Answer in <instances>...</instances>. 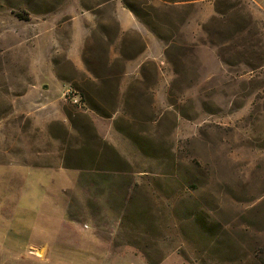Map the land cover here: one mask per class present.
<instances>
[{"label": "rangeland", "instance_id": "obj_1", "mask_svg": "<svg viewBox=\"0 0 264 264\" xmlns=\"http://www.w3.org/2000/svg\"><path fill=\"white\" fill-rule=\"evenodd\" d=\"M124 1L0 0V264H264V0Z\"/></svg>", "mask_w": 264, "mask_h": 264}, {"label": "trees", "instance_id": "obj_2", "mask_svg": "<svg viewBox=\"0 0 264 264\" xmlns=\"http://www.w3.org/2000/svg\"><path fill=\"white\" fill-rule=\"evenodd\" d=\"M124 5L126 8H128L142 23H144L145 25H147L148 27L152 28V30H155L151 24L149 22H147V20L145 19V16L143 15V12L142 10L140 9H137L135 8L133 5H131V3H129L128 1H124ZM159 37V36H158ZM161 38V37H160ZM90 71L93 72L92 69H90ZM86 79V88L83 87V86H79V85H76V88L80 91V94L81 95V99L82 101H85V102H88L90 103V105H92V107H94L95 111H99V105L96 104V97H93L90 95L91 91L93 92L94 91V95H96L98 97L97 94L99 93H103V89L102 88H105L107 87V82H101V84L99 83H96L94 81H91L87 78ZM110 82H108V85H109ZM118 85V84H117ZM76 89V90H77ZM99 101V100H98ZM108 115V114H107ZM101 147L104 149V148H107L108 150H111V152L116 155L117 157H120L119 154L115 151V149L109 145V144H102ZM89 153H91V151L87 150ZM95 154L94 155H99V152H94ZM102 154V152H101ZM95 161V160H94ZM71 168V167H70Z\"/></svg>", "mask_w": 264, "mask_h": 264}, {"label": "crops", "instance_id": "obj_3", "mask_svg": "<svg viewBox=\"0 0 264 264\" xmlns=\"http://www.w3.org/2000/svg\"><path fill=\"white\" fill-rule=\"evenodd\" d=\"M253 1L256 2V0H253ZM257 3H260V2L257 1ZM120 23H121V26H122V30L124 32L130 31V30H136V31H138L140 33H143L142 30L139 28L138 23H136V22L129 23V24H125V23H122V22H120ZM148 41L152 42L153 40H152V38H148ZM78 47H79V45H78ZM78 54H79V52H76V56L79 58ZM28 116L31 117L32 119H36L37 118L36 114L32 115L31 113H28L26 117H28ZM36 121H37V119H36ZM91 251L89 253H92ZM122 260H124V258H120V260H119V262L117 264H144L141 260H138V261H135V262L130 261L128 263H125V262L122 263L123 262Z\"/></svg>", "mask_w": 264, "mask_h": 264}, {"label": "built area", "instance_id": "obj_4", "mask_svg": "<svg viewBox=\"0 0 264 264\" xmlns=\"http://www.w3.org/2000/svg\"><path fill=\"white\" fill-rule=\"evenodd\" d=\"M65 96L72 100V101H75V103H78V100H77V94H76V91L73 89V88H68L66 90V93H65Z\"/></svg>", "mask_w": 264, "mask_h": 264}]
</instances>
